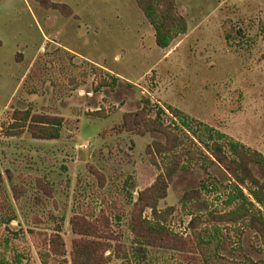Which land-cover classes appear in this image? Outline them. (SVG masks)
Returning a JSON list of instances; mask_svg holds the SVG:
<instances>
[{
  "label": "rangeland",
  "instance_id": "374dc122",
  "mask_svg": "<svg viewBox=\"0 0 264 264\" xmlns=\"http://www.w3.org/2000/svg\"><path fill=\"white\" fill-rule=\"evenodd\" d=\"M46 2L69 16L38 0H0V264H70L76 214L108 219L126 256L117 263L264 264L254 232L213 218L237 202L208 152L217 142L230 155L237 143L264 157V0H175L187 28L166 48L134 0ZM138 110L179 138L181 168L158 210L173 209L165 224L191 238L188 255L140 250L129 230L136 192L165 163L146 154L162 134L120 130ZM35 115L61 119L59 137L34 138ZM56 232L65 258L48 255Z\"/></svg>",
  "mask_w": 264,
  "mask_h": 264
},
{
  "label": "trees",
  "instance_id": "16d2710c",
  "mask_svg": "<svg viewBox=\"0 0 264 264\" xmlns=\"http://www.w3.org/2000/svg\"><path fill=\"white\" fill-rule=\"evenodd\" d=\"M38 1L42 2L45 8L59 9L65 16L70 14L66 6L49 4L46 0ZM134 1L152 26L158 47H168L174 37L186 32V21L177 12L175 0ZM60 126L59 118L35 115L29 123L28 130L36 139L53 140L59 137ZM120 130L140 136L159 133L165 137L164 143L155 141L146 147V154L154 165H157L156 156H162L165 163L163 171L158 173L153 183L137 191L136 198L132 202L129 230L134 242L140 250L158 249L190 254L191 238L173 232L165 224L173 209L163 212L158 210L159 202L166 197L170 182L181 168L182 156L175 151L180 144L179 138L163 123L148 119L142 110L125 114ZM229 150L230 155L217 142L208 146V152L214 162L223 168L235 184L236 194L231 196L229 202H237L229 212L213 218L224 223L242 222L264 244V179L257 177L253 170L254 167L259 168L264 175V157L237 143H232ZM243 188L247 190L248 195L244 194ZM197 196H199L197 190L187 192L183 195V201L189 202ZM146 210L150 211L151 218L144 216ZM101 223L103 224L77 214L70 218L71 233L74 235L69 252L70 264H124L123 261L115 262L126 256L121 257L116 253L120 248L112 243L116 237L109 229L108 219L103 217ZM192 225L193 223L191 227H194ZM47 247L49 256L66 257L65 243L58 232L50 236ZM107 251H110L109 255H105Z\"/></svg>",
  "mask_w": 264,
  "mask_h": 264
}]
</instances>
